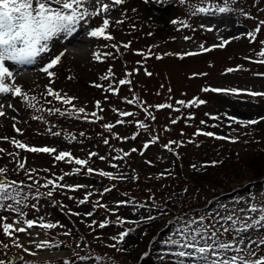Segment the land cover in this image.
I'll return each instance as SVG.
<instances>
[{"label": "rangeland", "instance_id": "rangeland-1", "mask_svg": "<svg viewBox=\"0 0 264 264\" xmlns=\"http://www.w3.org/2000/svg\"><path fill=\"white\" fill-rule=\"evenodd\" d=\"M159 1L170 5L167 9L173 11L163 20L156 19L164 9L163 6L156 9ZM165 1L168 0H155L148 6L141 0H126L127 5L115 9L117 20L121 21L124 15L129 25L136 22L138 32L143 33L136 47L127 49L115 40L110 44L90 39L84 47L89 53L64 56L59 66L49 69L53 76L35 69L29 75L22 71L23 77L16 80L15 84H21L22 95L11 94L7 100L11 109L2 107L5 115L0 119V169L4 170L0 181H16V187L21 190L17 199L26 197L19 204L12 200L4 202L5 206L11 202L18 209L19 219L15 221L37 223L28 232L15 234L12 240L17 247L8 241L4 245L0 233L7 264L13 262L11 258L18 257L16 253L22 254L20 244L35 251L39 238L47 246L64 248L68 255L61 259L74 256L76 260L72 264H97L95 257L105 258L106 264H178L182 258L175 253L181 249L170 241L182 243L178 230L190 221L203 218L202 226L209 235L215 231L219 241L230 242L235 233L224 231L232 223L227 217L240 222L259 217V211L250 209L264 208V182L259 183L264 178V119H261L264 99L243 92L264 93V78L247 73L262 69L249 65L247 59L256 57V50L264 47V25L261 24L264 0H231L227 6L229 14L223 16L199 13L186 6L180 12L174 3L177 0L168 4ZM193 5L204 4L195 1ZM251 13L254 15L249 17ZM87 23L94 28L102 26L103 18L97 15L88 18ZM225 39H231V43L239 39L242 43H230L227 49L212 55L181 58L189 50L213 44L219 47ZM249 40L253 42L252 50L246 45ZM80 46L78 42L69 47L68 54ZM93 52L100 54L99 60L93 58ZM53 56L50 42V51L42 53L35 62H42L39 65L43 67ZM232 65L239 66L237 74L223 71ZM119 80L128 82L122 85ZM216 88L239 91L233 95L210 91ZM48 89L60 93L62 98L74 99L71 104H65L62 99L49 95ZM176 96H179L177 103L171 110L168 105H172ZM42 99L48 101V107L63 110V116L54 115L53 109L48 114L41 113L44 111H40L42 105L37 100ZM200 100L205 103H198ZM80 108L84 109L83 113L78 111ZM127 112L131 115L123 118L121 124L120 113ZM253 119L258 123L246 126L237 123ZM96 122L112 125L107 129L122 137L124 147L136 149L133 154L137 164L128 168L124 162L115 160L116 151L110 143H105L104 135L98 145V155L91 160L94 155H90L93 149L90 140L98 128ZM135 124L145 127L142 130L146 131L145 137L137 139L140 131L133 127ZM162 124L168 127L160 129ZM73 127L80 131H72ZM196 129L214 135L198 137L194 135ZM155 131L161 134V144H167L180 155L166 154L159 147L145 148V142L154 141ZM185 136L192 139L185 141ZM13 141L29 148L47 147L56 151L32 152L17 147ZM59 152H69L71 156L58 162ZM75 159L88 163L77 165ZM88 168L93 171L89 173ZM101 172L110 176L100 175ZM135 177L142 182H137ZM48 180L60 187H43ZM28 183L42 195L28 192L23 187ZM108 184L121 186L119 192H111ZM49 190L53 192L51 197L43 195ZM4 212L12 216L11 212ZM89 212L92 215H86ZM104 215L115 218L117 224L107 222L106 227L100 228L98 224L107 221L101 217ZM148 216L154 219H146ZM40 223L56 226L41 228ZM122 232L128 234L121 241ZM248 235L264 236V229H252ZM261 250L264 251V246ZM48 260L39 261L28 255L20 263L45 264ZM55 264L62 263L58 260Z\"/></svg>", "mask_w": 264, "mask_h": 264}, {"label": "snow or ice", "instance_id": "snow-or-ice-1", "mask_svg": "<svg viewBox=\"0 0 264 264\" xmlns=\"http://www.w3.org/2000/svg\"><path fill=\"white\" fill-rule=\"evenodd\" d=\"M124 0H112V3H105L104 0H0V94H12L15 96L22 95V91L16 86L13 81L14 73L11 70L12 65L24 66L33 64L37 57H40L42 53H47L50 51V42L54 39L63 38L65 41L70 40L77 33L78 27L81 21L87 22L88 18L95 17L101 13H107L111 8L116 5H120ZM231 3V0H223L224 6H216L214 10L219 13L228 12L230 9L227 5ZM91 9V10H90ZM199 13H208L213 11V6L209 4L208 6H201L196 9ZM109 20L105 19L103 25L99 27L92 28L87 32V35L91 38L103 37L105 39H113L109 35H105V30L109 27ZM117 23H122V21H117ZM264 25V22H261ZM260 31V27H257L256 32ZM251 38H255L253 33L248 34ZM187 39V37H186ZM225 44L227 41L224 42ZM129 45H124L128 47ZM221 47L224 45L221 44ZM115 47V45H113ZM63 50L58 54L54 55L53 58L49 60L46 66L41 69L46 72L48 76H53V73L49 71L54 66L59 64L65 55ZM207 51V49H205ZM192 55L194 53H188ZM93 58L99 60L100 54L98 52H93ZM259 55L264 57V50H262ZM159 58V57H158ZM8 62H11L9 64ZM264 63V60L259 61ZM231 72L233 69H228ZM151 75V73H148ZM128 81L121 80L120 84H125ZM209 89H204L208 91ZM214 92H226L237 94L239 90L237 89H211ZM48 94L52 95L57 100H63L65 104H71L74 98L71 97H61L60 93L54 92L48 89ZM250 96H264V93L248 92ZM27 99V97H25ZM33 99H35L33 97ZM131 102V101H130ZM179 103L183 104V101ZM198 103L203 104L205 101L200 100ZM11 107V105H9ZM158 107H164L160 105ZM168 107H171L168 105ZM56 111H59L58 109ZM79 112L83 113L84 109H78ZM5 115L0 106V116ZM95 115V113H93ZM122 115H131V113H122ZM218 119V117H214ZM231 120H235V117H229ZM264 119V117H261ZM201 123H204L201 121ZM237 123H243L245 126L249 124H256L258 120H248V121H237ZM105 127L111 128L112 125H106ZM143 127V125H141ZM19 131V129H17ZM207 136H213L212 132L203 133ZM217 139H224L225 137H216ZM19 148H26L28 151L32 152H55L54 148H29L27 145L20 143L18 141H13ZM107 143V141H105ZM148 145L145 144V148ZM2 151V150H0ZM132 151H136L133 149ZM90 155H95V153H90ZM69 152H59L56 156L57 160H62L66 157H70ZM103 159V157H101ZM71 162V161H70ZM74 162L77 165H86L87 160L75 159ZM215 163V162H214ZM21 168L24 167L23 164L20 165ZM195 167V166H193ZM89 173L93 169H87ZM4 170L0 169V174H3ZM100 175L110 176V173L101 172ZM31 179V177H29ZM63 179V177H60ZM38 183V182H37ZM17 182L11 181H0V207L4 206V202L12 200L15 203H21V199L17 197L21 196V190L16 187ZM51 185L53 188L60 187L56 185L54 181L48 180L44 185L48 188ZM31 187V185L29 186ZM110 191L105 189V192ZM53 194L52 190H49L46 194L51 197ZM40 194L37 190V196ZM85 201H81L84 203ZM99 207H105L103 204H99ZM11 208V205H8ZM18 211V209H13ZM251 212H260V215L256 219L246 218L244 222L238 220H233L231 216L227 217V220L232 221L230 227L224 228L225 232L233 231L235 233L233 240L230 242L219 241L215 231L211 232L209 235L207 228L202 226L203 218L200 220L190 221L183 229L178 230V232L183 237V242L177 240H171L170 243L177 245L181 250L176 252V256L182 258L178 261V264H264V251L261 250V246H264V236H258L257 238H252L248 235L249 231L252 229H264V208L257 209L252 207ZM23 215V213H20ZM86 215H92L91 212ZM146 219L152 220L154 217L148 216ZM251 222H247V220ZM37 222L33 220H27V228H32ZM107 221L101 222L99 224L100 228L106 226ZM239 223V227L237 224ZM201 225L199 227H194L195 225ZM41 228L51 229L56 225L53 223H40L38 225ZM3 230L5 234L11 235L12 231L24 232L26 229L24 227L14 228L11 224H4ZM127 232H122L120 234V240L122 241L127 235ZM209 240L212 242L209 243ZM38 249L42 250L45 244L37 245ZM229 251L235 254L228 256ZM97 264H106L105 258L95 257ZM0 264H5L4 261H0Z\"/></svg>", "mask_w": 264, "mask_h": 264}, {"label": "bare ground", "instance_id": "bare-ground-1", "mask_svg": "<svg viewBox=\"0 0 264 264\" xmlns=\"http://www.w3.org/2000/svg\"><path fill=\"white\" fill-rule=\"evenodd\" d=\"M146 2H148V0H143V3H144V5H146ZM150 4H152V0H150ZM150 4H148V6H150ZM166 12V11H165ZM160 14V16L159 17H156V19H158V20H163V15H164V12H160L159 13ZM157 16H158V14H157ZM62 38V37H61ZM52 47H55L56 48V50L55 51H61L62 50V48L63 49H65V47H63V46H61V43L58 41V40H53L52 42ZM67 45V47H71L72 46V42H69V43H67L66 44ZM73 45H74V43H73ZM40 242H43L42 241V238H40V240H38V243H40ZM53 252H51V254H52ZM47 255H49V253L48 254H46V253H41L40 255H39V257H41V258H46L47 257Z\"/></svg>", "mask_w": 264, "mask_h": 264}]
</instances>
